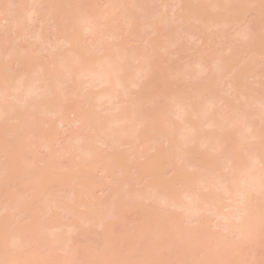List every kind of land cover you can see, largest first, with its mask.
Masks as SVG:
<instances>
[{
	"label": "bare ground",
	"instance_id": "6f19581e",
	"mask_svg": "<svg viewBox=\"0 0 264 264\" xmlns=\"http://www.w3.org/2000/svg\"><path fill=\"white\" fill-rule=\"evenodd\" d=\"M3 1L4 0H1L2 5L0 3V30H2L3 25L11 24L13 32L16 34V42L18 41V39L25 38L27 35H30L31 39H33V43H35V45H33L32 43L31 47L28 48H20L17 45H12L9 49L6 48L5 52V49L3 50V42L5 41L2 34L3 31H0V37H2V40L0 39V43L2 44H0L2 46H0V57L7 58V60L9 61L7 66L10 63L11 65L15 64L17 61L18 64H27V69L30 64L33 67V70L31 69L30 72L27 70L26 71L28 73L23 71V73L21 72V74L17 77H14L13 74L9 75L12 71L10 67L11 65L7 67L9 74H7V70L1 72L0 69V121L10 120L19 123L17 125V128L13 127L8 129L11 137L14 135L12 138L16 144L18 143V147L20 141L17 140V138L20 136V134L18 133H23V135L25 134L23 136L24 140H22L24 153L19 154L17 160H25L28 156L32 158L36 157L37 159L38 155L36 154L39 153L38 151L41 149L50 152L53 145L56 144V142H53L50 137V130L53 127L52 123L53 121H57V123L61 126L67 124L63 117V113L67 111L70 115L74 116V123H79L81 125L83 124L84 127L86 125L88 132L91 133L89 136L82 135L76 137L75 139H73V142L66 147V149L64 148L63 151L61 150L62 152L60 151L64 154H60L59 156L61 157H65V155L67 157L68 155L69 158V155H71L70 158L72 162H74V160L72 159L73 156H77L79 154L77 157L75 156L74 159H78L75 162L77 163L75 164V167H80V172L75 174V176L73 174V176L66 174L63 175L59 180L56 179L51 181L53 183H56L58 187H64L67 185V183L69 184V182L72 184V178L74 179L73 184L76 182V180L79 181V183H75L74 187H76L77 184L79 188L76 189L80 190H77L76 195L72 193V196H70V199L73 202L75 201V204L77 202H81L77 201V199H84L83 195L81 194H84L86 198L89 197L86 196V192L87 194L89 193V191H87L89 188H87L86 186L87 177L85 175V172H93L96 170V168H99V171L101 172L106 171L105 166L102 164V161L105 160V157L103 159L101 155H99L101 154L98 149L99 146H104L106 144V141L110 142V144L113 145L121 144L124 142L130 145V156H134L136 154V146L150 143V151H155L157 150V144L163 141L164 144L172 147L174 144H176V146L182 150L181 153L183 155L180 153L177 154L181 162L183 161V159H185L187 162V160H191V158H196L198 160H200L199 158H202V160L201 162H196L197 160L193 161L192 159L193 162H196V164H194L200 170L199 171L197 168H194V165H191L190 169H195L193 171L194 175L193 172H189V174L188 171H185L184 169H181L182 171H184L182 172L178 167H174L172 163H169L168 168L171 170V172L176 173L178 170V172L176 173L177 176L179 173L180 175L185 173L184 176L175 178L176 180L178 179V182L175 180L176 182L174 184H177L178 186L180 185V187L175 190L176 192L174 191V185H169L170 187L166 186L165 188L167 189H165L164 184L162 185L158 183L156 185L154 184V186L152 185L149 187L150 192L147 191L144 195L143 193L141 195L139 194L141 198L138 200L141 201L144 199V202L148 201V204L151 208H153V206L155 208L158 205L153 210H156L160 205H163L164 207H168V209L173 210L172 214L175 213L174 215L176 216L178 214L175 222L173 221L175 227L171 224L172 218L168 217V221L170 220L169 226L172 227H165L166 229L164 228L158 231H154V235L159 238V241L168 240L170 247L173 246L174 248H176L177 243L175 245H172L174 243L173 240H176V242H178V240H185L187 237L182 231L183 229L180 230L181 226L183 227V224H185L184 227H186V224L187 226H189L194 222H199V227L195 229L197 231L194 230V232L197 233L199 238H201V245L204 247L207 246V244L202 243V241L204 238L209 236L208 234L211 233L212 235L210 236V238L208 237L206 240L211 244L213 242V245L215 244L213 248L219 250H224L230 247L232 244V240L230 237L226 238L225 236L224 240L222 238H217L218 235L211 232V230L210 232L208 231L211 226L213 227V229L221 228L220 230L224 232V234H233V236H235L234 238L237 237V239L240 240L239 244H243L250 239H253L254 236L256 237V235H258L259 233H262L261 228L264 231V212L262 210L264 209V204L260 203L259 200L261 198L262 201V198L264 197L262 195V192L264 193V130H262L264 129V89L261 88L263 86L262 76H264V74L261 75L263 71L255 72L256 66L253 63L257 61L259 56H264V52L260 49L257 50L258 46H255L256 44L259 45L258 40L254 42V47L255 50H257L259 53L255 50H251L248 52V55L247 53L244 55H239V58L237 56V58L234 60L235 63L238 62L240 65L242 64V66H239L237 64L235 65L234 62L230 63L229 59L226 60V58H220L218 60H215L216 62H212L213 64H211V66L212 68L214 67V70L212 69L214 73L210 71V76L205 75L207 77H205L206 79L204 77H201L199 80V77L202 75L199 76L198 74H203V72L205 74L206 71L204 68L206 67H203L205 62H201V55H198L197 59H200L196 60L197 62H195L194 66H198L197 68L200 71L193 67V71H196L193 72L191 69V71H189L191 73L188 72V74H185V78H192L190 77V75L195 77L198 76V78H192H195V81L198 79V83L194 81L197 85L194 83L192 84L193 86L188 93L189 96L183 95L182 97L181 93H176L175 96L173 95L174 99L171 98L174 101L172 104L173 106L169 105V107L166 104L167 107H165L163 105L165 108L164 112L163 110L158 109V112H161L158 114V112L156 113L157 110L154 109L155 107H151L154 109H152L153 112L157 114L154 120L152 114H155L151 110V116H147V113L151 112L147 111V113H145L143 112V110L142 112L141 110L138 111V109L135 110L136 107L134 106H136L137 103H135L134 101H130V104H128L127 102L128 105L126 106V108H122L123 111H121L120 109V113L112 109H115V107H112L111 109L109 108L110 112L114 111L116 113L114 114V116H112L113 113H109V115L104 116L102 115L101 111H98L100 112V114L98 112H95L98 110L96 109V107L103 108L104 104H110L111 106V104L114 103L118 98L119 95L117 94L121 93L122 96H125L126 98L130 96L129 91L131 88H138L141 86L138 81L136 82V80L132 78V76H130L129 73L132 72V69L134 68L133 71H136H134L136 75H141L142 77H148V73L150 70L149 64H146V66L142 65V56L136 53L135 50L130 49L126 51L129 53H126L124 52V48L122 50L120 49L121 45H119L120 43H118V35L116 34V32L111 30L108 33L107 30L105 31L101 29L104 25V27H106L107 23L111 24L114 23V21L119 20V15L121 16L128 11L130 12V7L132 6L128 2L126 3L125 0H101L105 4H103L105 9L101 13H91L95 4L94 1L89 3L91 12H84V10L81 11V8H79V10L77 9V11L75 12L67 13L68 11H70L68 7H70L71 4L68 0L60 1L61 3L59 1H54V3L52 1L48 2V0ZM163 1V6L165 7L167 4V0ZM163 1L161 0V2ZM173 1L172 2L175 5H173L174 7L172 8H175V10L181 7L180 4H184L183 0ZM227 1L228 0H211V4H208V11L211 14L212 12L218 13L217 11H219V13H224L223 11L231 7L229 9L230 12L225 11L226 15L227 12L228 14L231 13V10H233V6H230L228 3L229 1ZM136 2L137 0L135 2L131 0V4L133 3V5H135L134 3ZM43 5H46L45 7L48 12L44 15L41 14V10L39 9ZM141 5L143 6L142 3ZM141 5L138 4L136 8H139V6ZM120 9L123 10L120 11ZM196 9L197 10L195 13L198 16L199 14H197V12L199 8ZM137 10H140V8ZM144 10L145 17L142 21V19H140V16L142 15L143 17ZM146 10L147 9L143 6V12L140 10L141 15L140 12L137 11L139 12L140 23L141 25L143 24L141 28L143 29V27L146 26L147 30H149L148 35L150 33L157 34L159 28H161L159 33L163 30H166L169 23V21L165 19L167 17L159 14L153 15L152 12L149 13L146 12ZM178 10L177 13L180 12V10ZM193 10H195V8ZM200 10L202 11L201 8ZM174 15L175 17L177 15L179 16V14L176 13ZM178 16L176 18H178ZM180 16L178 19L181 18ZM197 16H195V18ZM39 17L42 18L44 24H51L54 30H56V36H58L57 41H61L65 44L66 47L69 46L67 49L70 48L68 54L63 52L64 54L61 53L60 55H52L50 57V64L55 65V68L53 70H48L44 63H39V61L36 60L37 58L33 56V51H31V48H34L37 44H48L41 29H39L36 34H31L30 32L25 33L23 29L24 23L32 24L36 22ZM205 17L206 18H202L207 19V16ZM145 18H148L147 21ZM198 18L199 17H197L196 19ZM126 19L128 20L127 24L136 26L135 18H124V20ZM224 19L225 18H223V20ZM230 19H226L225 22L228 21L227 24L231 23L229 22ZM198 20L199 22H201L200 18ZM223 20L221 21L224 22ZM210 22L216 23L217 26L222 24L219 23V20V24H217V21H213L212 19L208 23ZM211 23L209 27L215 26L214 23V25ZM141 28L139 30L141 33L140 36H143V30ZM101 30L105 31L102 33H105V36L109 34L108 39L102 40V38H104V35H101L102 38L100 37L99 42L92 41L89 43L90 48L85 49L84 46H79L81 47V49H79L77 47V39H75L78 38L77 36L82 35V38L84 39V37L95 36L99 31L101 33ZM106 32L108 34H106ZM246 34L248 35V33H244L243 36H245ZM52 47L54 49H57L56 45ZM260 51L263 53H261ZM95 52L101 53L103 54V56L98 58L97 54L96 56L94 55ZM255 52L259 55L257 56ZM251 53L253 54L251 56L252 58L249 56L251 55ZM246 58L249 59L245 61ZM13 61L15 62L13 63ZM200 63L202 65H200ZM132 64L133 66L136 64L137 65L136 67H133ZM138 64L139 67L137 68ZM227 64L231 66L229 70L233 68L234 69L229 72V70H227L229 65ZM245 64L247 65V68ZM141 66H143V68H141ZM244 67L248 70H246ZM236 69L237 73L235 74ZM238 69H240V71L242 70V72L239 73ZM249 70L251 72L253 70L254 74H252V76ZM241 75H243V77H241ZM246 75L249 76L246 77ZM244 76L245 79H243ZM246 78H249V80L252 81V85H254V87L247 84V82L245 81ZM136 79L138 78L136 77ZM220 83H223V85H220ZM259 85L261 86L260 89ZM85 88L88 90L91 89V91L87 96H85V94L82 96L79 90H83ZM94 89H98L100 91L94 93L92 91ZM217 89L223 94L219 93ZM230 93H233V95H229ZM236 96H239V98ZM52 101L54 102L53 104H51ZM48 102L49 105L51 104L50 108L49 105H47ZM80 103L87 106L86 111L80 110ZM131 104L133 105V107L130 106ZM40 111L42 113L43 111L46 113L44 115L45 117L42 118L43 121H41V119L38 120L37 118H41L39 115H37L38 113H41ZM48 115L50 116L46 118V116ZM167 115H169L170 120ZM148 117H151L154 122ZM172 118H175L173 119L174 123ZM257 118H259L258 120L262 122L260 126ZM44 119H46L45 122ZM250 119L252 120L250 121ZM146 120H150L151 122H148ZM253 120L257 121L258 125L255 123V125H252ZM152 122L153 125L151 124ZM22 129L25 132H23ZM196 140H199L198 144L197 142H195ZM177 144L181 145L182 148ZM190 144L195 149L190 147ZM194 145H196L197 147L199 146V148ZM185 148H187L186 151ZM208 148H210L211 150ZM192 149L196 154L191 151ZM72 152L77 153H73L72 156ZM209 153L213 154L209 155ZM192 154L194 156H199V158L194 156L192 157ZM216 154L219 156L218 158L215 157ZM181 156L182 159L180 158ZM249 156L251 162L247 163L246 158ZM39 162H43V160L41 159ZM186 162L183 161L182 164H186V166L188 164V166L190 167L189 164L191 163V161L190 163L189 161L187 163ZM31 163L33 164V161H31ZM258 166L262 167V169L258 170ZM196 170L200 173L196 172ZM9 175V167H7V165L0 166V178L4 179L6 177L4 181L0 182V191H3V184H5V181L8 179L7 177ZM65 178L67 179L65 180ZM231 183L233 184V186H230ZM224 184H227L228 186ZM124 186H128L127 182L124 183ZM49 195L50 194L46 192L41 199H34L33 202L34 206L43 209L42 211H44L43 213L45 215H48L53 211L60 210L68 217H73V219L75 218L80 220L82 225L93 223L96 224L99 228H103L108 215H112V210L109 209V211H107V209L106 217L102 219H94L90 215V213H79L73 211L68 206H64L60 202V200H57V198L53 196L49 197ZM136 196L138 195L136 194ZM136 196L132 195L130 192H128V194L126 193V198L129 202L131 200L132 202H135L136 205H139L141 202L137 201ZM1 197L2 196L0 195V198ZM242 197L243 203H240ZM15 198L16 197L14 195H9L7 197V208H11L15 205L18 206V202H15ZM247 199H249L250 202ZM253 199V203L255 205L251 203ZM255 199H257L259 202H255ZM223 201H225L226 203H224ZM84 202L85 200L82 201L79 208H87L88 204ZM248 205H250L251 208ZM252 205L254 206L252 207ZM259 205L260 207H258ZM19 206H21L22 210H26L28 208V206L23 204ZM89 207L93 208L95 207V205ZM223 209H227V211L229 209L231 211H228V213L226 211L224 213L222 211ZM200 211L203 212V215H208V217H206L204 221H201V219L199 221V218H197V220L195 218L197 216L196 213ZM243 212L244 214H242ZM210 214H212L213 216ZM207 219L209 220V222H207ZM210 219L212 220L210 221ZM231 219H234V221L236 220L235 225L240 224V226H237V230L236 227L232 225L234 223H232L233 221H231ZM63 226L60 224L59 226H55L54 228L60 229ZM71 227L72 226H70L69 228ZM44 228L45 227H41L38 228L39 230L36 229V231L33 230V232L29 231L25 233L26 236L28 234L29 238L32 237V241L30 240L29 242L28 240H26V242L21 240L24 236V233H20V231L17 233L19 234V236L17 235V237L9 239L8 246L10 247L11 251L22 250L23 247L26 248L29 245L34 248V252L29 254L30 257L29 255L26 257L28 259H18V257L15 255H4L3 251L0 249V264H72V261H70V259L67 260L62 257L60 260H58L57 256L50 261L45 260L50 254H58L59 252L62 254L67 253L68 245L65 244V240L60 234H46L45 236L47 237L45 239V237H43V234H45L49 228ZM174 228L176 231H168V229L174 230ZM222 229H224L225 231H223ZM202 230L204 232L203 236L201 234ZM70 232L74 233L75 231L73 229ZM166 233L168 235H171L172 239L170 236L167 237L168 235H166ZM171 233L174 234L172 235ZM213 234L215 236H213ZM179 235L180 237H178ZM215 237L216 239L213 241ZM33 238L35 239L34 241ZM226 239L227 241H225ZM215 241L216 243H214ZM1 245L5 246V244L3 243ZM216 245L218 248L216 247ZM105 246L103 245L102 248L104 247L103 249H107V246L106 248ZM86 262L87 260L85 261V259L79 260L77 263L75 261L76 264H90V262Z\"/></svg>",
	"mask_w": 264,
	"mask_h": 264
},
{
	"label": "rangeland",
	"instance_id": "374dc122",
	"mask_svg": "<svg viewBox=\"0 0 264 264\" xmlns=\"http://www.w3.org/2000/svg\"><path fill=\"white\" fill-rule=\"evenodd\" d=\"M50 1L54 3V1L60 2L64 0H48V2ZM68 1H70L71 4H70V7H68L70 11H68L67 13L75 12L77 11V9L79 10V8H81L80 9L81 11L84 10V12H91L89 3H91L92 1H94L95 4L93 6V11L91 13L93 12L101 13L105 9L104 8L105 4L101 0H79V1L78 0H68ZM125 1L126 3L128 2L132 6L130 7L131 8L130 12L129 11L127 12L126 10L127 13H124L121 16L120 15L118 16L119 20H116V21L113 20L114 23H111V24L107 23L106 27H104L105 26L104 25L102 26L101 29L105 31L107 30L108 33L111 30L116 32V34L118 35V43H120L119 45H121L120 49L122 50L124 48L125 49L124 52L130 49L135 50L136 53L142 56V65L146 66V64L147 65L149 64L150 70L148 73V77H142L141 75H136V73H134L135 70L133 71L134 69L133 68L132 72H130L129 74L130 76H132V78L136 80V82L138 81L141 84V86L138 88H131L129 91L130 92L129 97L125 98V96H122L121 93L117 94L119 96L116 99V101L112 103L113 105L111 104V106L110 104H104V107L102 105L103 108L96 107V109L98 110L97 111L94 110V111L95 112L101 111L102 115L104 116L109 115V113H113L112 116H114L116 112L120 113L121 111H123L122 108H126V106L131 103L130 101H134L135 103H137L136 106H134L136 107L135 110L138 109V111L141 110V112L142 110L145 113H147V111L153 112L154 109L157 110V111L155 110L156 113L158 112V109L163 110L164 112L165 111L164 106L167 107L166 104L168 106L173 104L174 101L171 99V98L174 99L173 95L175 96L176 93H181L182 97L183 95L186 96L190 92V89L193 86L192 84L193 83L196 84L195 82L198 83V79L195 81V78L196 77L198 78V76L195 77V76L190 75V77L192 78L195 77L194 79L185 78V74H188V72L191 71L193 67L199 70L197 68L198 66H194L195 62H197L196 60L200 59V58L197 59L198 55H201L202 59L200 61L205 62L203 67L205 66L207 68V70L206 68H204L206 71L205 74L204 72L203 74L202 73L198 74L199 76L202 75L199 77V80H200L201 77L205 78L207 75L210 76V73H211L210 71H212V69L214 70V67L212 68L211 66V64H213L212 62L220 58L221 59L226 58V60L228 59L230 60L229 61L230 63H233V62L235 63L234 60L237 58V56L239 58V55H244L246 53L248 55L249 51L255 50L254 42L257 40L259 41L258 43L259 45L255 43L256 44L255 46H258L257 50L260 49L264 52V0H228L229 2L228 1L227 2L229 3V5L233 6V10H231V13H229L230 15L228 14V12H230L229 10L231 8L230 6H229L230 8L225 10V11H228L227 15L225 11H223L224 13H219V11H217L218 13L212 12L211 14L208 11V7H209L208 4H211L210 2L211 0L209 1L207 0H201V1L183 0L184 4H180L181 6L179 7L180 9L177 7L180 10V12L178 13H177L178 9L175 10V8L174 9L172 8L174 7L173 5H175L173 4L174 2L173 0H167V4L165 3L166 4L165 7L163 6L164 5L163 0H162L163 2H161V0L160 1L158 0H139L140 2L137 0V2L139 3L136 2L134 3L135 5H133V3L131 4V0H125ZM133 1L135 2L136 0H133ZM0 3H1V0H0ZM141 3L147 9L146 12H149V13L152 12L153 15L159 14V15H163L167 17L165 19L168 20L169 23H168V27L166 28V30H163L162 32L159 33L161 29L159 28V31L157 32V34L150 33L148 35L149 30H147L146 26H144L143 29L141 28L143 24L141 25L140 19H142L143 21L145 17V10L143 13V17L141 15V11L143 12V6L141 5ZM138 4L142 6V7L139 6L141 11L137 10L139 9L138 7L136 8ZM45 6L46 5H43L39 8L41 10V14L43 15L48 13ZM194 8L195 10H193ZM196 8H199L198 12H201V13L197 12V14H199L198 16L195 13L197 10ZM200 8L202 9V11L200 10ZM122 10L123 9H120V11ZM137 11L140 12L141 18L139 17V12ZM175 13L179 14V16L181 15L180 16L181 18L178 19L179 18L178 15H177L178 18H176L177 16L175 17L174 15ZM204 15L207 16V19H203V18H206ZM195 16L199 17L202 23L199 22L198 20L199 18L196 19L197 17L195 18ZM230 16H231V19L233 18L232 19L233 21L230 19ZM128 17H133V19L135 18L136 26H131L127 24L128 20L127 19L124 20V18H128ZM222 17L225 19L223 20ZM211 19L213 21L214 20L217 21V24L219 23H222V24L217 26L216 23L210 22L211 24L214 23L215 26L209 27L210 23L208 22ZM217 19L219 20V23ZM226 19H230L229 22L231 23L227 24L228 21L225 22ZM221 20H223L225 23L222 22ZM140 28L143 30V31L141 30L143 33V36H140L141 34L139 31ZM23 29L25 33L30 32L31 34H36L37 31H39V29H41V31L43 32L44 37L46 41L48 42V44L46 43H44L43 45L37 44L34 48H31V51H33V56L37 58L36 60L39 61V63H44L48 70H53L55 68V65L50 64V59H51L50 57L52 55L57 56L58 54L60 55L63 52L68 54L70 48L69 49L67 48L69 46L66 47L64 43H62L61 41H57L58 36H56V30H54L51 24H44L41 17H39L36 20V22L32 24L24 23ZM0 31H3L2 34L5 40L3 42L4 43L3 50L5 49V52H6V48L9 49L12 45H15V46L17 45L20 48H28V47H31V44L33 43V39H31L30 35H27L25 38H20L16 42L15 40L16 34L13 32L11 24L3 25L2 30ZM105 31H102L101 33L99 31L95 36H90V37L83 36L85 40L82 38V35L77 36L78 38H75L77 39L76 41L77 47L79 49H81V47L79 46H84L85 49L90 48L89 43L92 41L99 42L101 35L103 36L105 34V33L104 34L102 33ZM107 32L106 34H108ZM244 33H248V35L246 34L245 36H243ZM108 35L107 36L104 35V38L101 37L102 40L108 39ZM1 38L2 37H0V39ZM33 45H35V43H33ZM55 45L57 46V49H54L52 47ZM126 53H129V52H126ZM96 54L98 58L103 56V54L98 53V52L94 53L95 56ZM252 55L253 54L251 53V55L249 56L251 57ZM256 55L258 56L259 54L256 53ZM248 59L246 58L245 61ZM253 60H254V57H253ZM8 62L9 61L7 60V58L0 57L1 72H4L7 70V74H9L7 67H9L11 63L7 66ZM14 62L15 61H13V63ZM256 62H253L256 66V68L254 67L256 69L255 72L263 71V73L261 74L263 75L264 74V56L263 57L259 56ZM236 64L239 66H242V64L240 65L238 62L235 63V65ZM136 65L134 66L136 67ZM200 65L202 64L200 63ZM143 66H141V68H143ZM10 67L12 71H11V74L9 75L13 74L14 77L19 76L21 72L23 73V71L28 73L27 71L30 72L31 69L33 70V67L31 66V64L30 66H28V69H27L26 68L27 64L26 65H22V63L18 64L17 61L15 64H12ZM138 67H139V64L137 68ZM230 67L231 66L229 65L227 70H229ZM246 68H247V65H246ZM231 70H229V72ZM238 70H239V73L242 72V70L241 71L240 69ZM253 70L252 72L249 70L251 72V76L252 74H254ZM235 71H236L235 72L236 74L237 69ZM196 73H199V72H196ZM247 76L249 75H246V77ZM136 77L138 79H136ZM241 77H243V75H241ZM262 78H263L262 79L263 86L261 87L259 85V89L260 87L264 89V76H262ZM243 79H245V76ZM245 81L247 82L248 85L254 87V85H252V81L249 80V78L248 79L246 78ZM220 85H223V83H220ZM90 91L91 89L88 90L86 88L83 90L82 89L79 90L82 96L84 94L85 96H87ZM92 91L95 93L100 90L94 89ZM219 93H221V91ZM229 95H233V93H230ZM190 96H191V93H190ZM236 97L239 98V96H236ZM236 99H235V102H236ZM49 102L47 103V105H49ZM53 103L54 102L52 101L51 104ZM51 104L49 105V108ZM79 106L81 108L80 109L81 111L87 110V106L83 105L82 103H80ZM130 106L133 107L132 104ZM162 106L164 109L162 108ZM112 107H115V109ZM116 107H117V110H116ZM151 107L153 108L155 107V108L153 109ZM109 108L110 109L112 108L116 112L114 111L110 112ZM152 112L147 113V116H151L150 114H152ZM43 113L41 112L37 114L41 117V118L37 117L38 120L41 119V121H43L42 118H44L45 117L44 115L46 114L44 111ZM98 113L100 114V112ZM153 113L155 114V112ZM159 113L161 112L159 111L158 114ZM63 114L62 115L64 117V120L67 122V124H65L64 126H61L57 123V121H53L52 123L53 127L50 130V137L53 140V142H56V144L53 145L52 150L50 152L42 150V149L39 150L38 151L39 153L36 154L38 155L37 159L39 160H37L36 157L32 158L30 156H28L25 160H17L18 155L21 153H24V148L22 146V140H24L23 136L25 134L23 135V133H18L20 134V136L17 138V140H20L19 147H18L17 146L18 143L16 144L15 141H13L12 137L14 135L12 134L13 136L11 137V135L8 132V129L13 128V127L17 128V125L19 123L10 121V120L6 121L4 119H3L4 121H0V166L7 165V167H9V170H10V175L7 177L8 179L5 181V184H3V189H2L3 191H0V195L2 196L0 198V249L3 251L4 255H15L18 257V259H24V258L25 260L28 259L26 257L29 254L34 252V248L29 245L26 248L23 247L22 250H18V251L14 250L15 252L13 250L11 251L10 247L8 246L9 239L13 237H17V235L19 236V234L17 233L20 231V233L21 232L24 233V236L23 238L21 237L22 238L21 240L25 242L26 240H28L29 242L32 237L29 238L28 234L26 236L25 233L29 231L33 232V230L36 231V229L39 230L38 228H41V227H45L44 229H46L47 227V229L48 228L49 229L48 231H46L45 234H43V237H45L46 239L47 237L45 236L46 234L48 235L52 233L60 234L65 240V244L68 245V251L67 253H63V254L60 252L58 254L56 253L50 254L45 259L46 261H50L54 257L57 256L58 260H60L62 257L67 260L70 259V261H72V264L73 263L76 264L79 260H82V259H85V261L87 260V262H90V264H146V262H152V264H264V231L262 228H261L262 233H259L258 235H256V237L254 236L253 239H250L249 241L243 244H239L240 240H238L237 237L234 238L235 236H233V234H231L232 236L230 234L228 235L227 233L224 234V232L220 230L221 228L213 229V227L211 226V228H209L208 231L210 232L211 230V232L218 235L219 237L217 236V238H222L223 240L225 237L231 238L232 240L231 246L230 247L227 246L228 248L224 250L215 249L213 248L215 246V244L213 245V242L212 244L210 242H207L206 239L208 237L210 238V236L212 235L211 233L208 234L209 236L204 238L202 241V243L204 244L206 243L207 246L204 247L201 245V242H200L201 238H199L197 233L194 232V230L199 227V222L198 223L194 222L193 224H190L189 226H187L186 224V227H184L185 224H183V227L181 226L180 230L183 229L182 231L185 233L187 237L185 240H178V242H176V240L175 241L173 240L174 243L172 245H175L177 243L176 248H174L172 245H171L172 247H170L168 240L159 241V238L154 235L155 233L154 231L164 229L165 227L166 228L172 227L174 225L175 219L178 216V214L177 216L174 215L175 213L172 214L173 210L168 209V207H164L163 205H160L156 210H153L158 205L155 208L154 206L153 208H151L148 204V201L144 202L143 201L144 199L141 201L138 200L141 198L139 194L141 195L143 193L144 195L147 191H149L150 186L152 185L154 186V184L156 185L158 183L162 185L164 184V188L169 185H174L175 186L174 191L177 190L180 187V185L178 186L177 184H174L176 181L178 182V179L176 180L175 178L180 177V176L182 177L184 176L185 173L181 175L179 173L177 176L176 173L178 172V170L176 173L171 172V170L168 168L169 163H172L174 167H178L180 170L184 169L185 171L187 170L188 173L189 172L192 173L195 169H190L191 165H194L195 166L194 168H197L195 165L196 162H199V161L201 162L202 160V158H199V156H196V155L194 156L192 154V157L193 156L198 157L200 160L196 158L193 159L190 156L191 160H187V162L189 161L190 163L191 161L192 163L194 160H197V161L193 162L192 164L190 163L189 164L190 167L188 166V164L187 166L186 164L183 165L182 162L183 161L186 162V160L183 159L182 162L179 160L177 154L178 153L182 154L181 153L182 150L179 149L176 146V144H174L172 147V146L164 144L162 141V142H159V144H157L158 145L157 150L155 151L154 150L150 151V147H151L150 143L143 144L141 146H136L135 148L136 154L134 156H130V152H129L130 145H128L127 143L123 142L121 144L113 145V144H110V142L106 141V144L104 146H99L98 148L101 153L99 155H101L103 159L105 157V160L102 161V164L105 166L106 171L101 172L99 171V168H96V170L93 172H88V171L85 172V175L87 177L86 186L87 188H89L87 190L89 191V193L87 194L86 192V196H89V197L86 198L84 194H81L83 195L84 199L83 200L82 198L80 199L79 198L80 196H79L78 197L79 199H77V201H81V202L80 203L77 202L75 204V201L73 202L70 199L71 198L70 196H72V193L76 195L77 190H80V189H76V188H79L77 184H76V187H74L75 183H79V181L76 180V182L73 184L74 179L72 178V181H71L72 184L69 182V184L67 183V185L64 187H58L56 183H53L51 181L56 180V179L59 180L63 175H66V174L68 175L73 174L75 176V174L80 172L79 171L80 167L79 168L75 167V164H77L75 162L78 159L77 158L74 159L76 155L73 156V153H77V152H72V156H73L72 159L74 160V162L71 161V158H70L71 155H69V158H68V155L67 157L66 155L65 157H61L59 155L60 154L64 155L61 152L63 151L64 148L66 149V147L73 142V139H75L76 137L82 136V135L89 136L91 133L88 132L86 125L84 127L83 124L81 125L79 123H74V116L70 115L69 112L66 111ZM156 115L157 114L155 115L152 114V116L154 117L153 120L155 119ZM49 116L50 115L46 116V118ZM167 117H169V115H167ZM148 118L151 119V117H148ZM173 119L175 118H172V120ZM252 119H250V121ZM258 119L259 118H257V120ZM45 120L46 119H44V122ZM169 120H170V117H169ZM254 120L252 121L253 122L252 125H255V124L258 125L257 121H254ZM146 121L149 122L150 120H146ZM153 122L151 123L152 125H153ZM258 122L260 126L262 122H260L259 120ZM173 123H174V120H173ZM22 131L25 132L23 129ZM195 142H197L198 144L199 140L198 141L196 140ZM178 146L181 147V145H178ZM189 146L192 147L191 144ZM192 148L195 149L194 147ZM197 148H199V146ZM186 149L187 148H185V151ZM193 149L191 150L192 152H193ZM193 153H195V151ZM210 154H213V153H209V155ZM250 156L246 158L247 163L251 162ZM215 157L218 158L219 156L216 154ZM107 158H110V159H107ZM180 158L182 159V156ZM41 159L43 160V162H39ZM31 161H33V164L31 163ZM197 169L199 170V168ZM257 169L258 170L262 169V167L258 166ZM199 171L196 170V172H199ZM193 175H194V172H193ZM5 178L4 179L0 178V182L4 181ZM66 179L67 178H65V180ZM125 182H127V185H128L127 187L124 186ZM224 185H227V184H224ZM231 185L233 186L232 183L230 184V186ZM152 188H151V191H152ZM45 191L48 192V194H50L49 197L53 196L57 198V200H60V202L64 206H68L71 210L79 212V213H86V212L90 213V215L94 219H102L106 217L107 209H108L107 211H109V209L112 210V215L111 214L110 216L108 215L103 228H99L97 227L96 224H93V223L82 225L80 220L75 219V218L73 219V217L70 218L60 210L53 211L49 213L48 215H45L43 213L44 211H42L43 209L38 208L34 206L33 204L34 199H41L44 193H46ZM128 192H130L134 196H136L137 194L138 195L136 196L137 201H140L141 203L139 205H136V203L132 202L131 200L129 202L128 199L126 198V193L128 194ZM9 195H14L16 197L15 202L16 203L18 202L17 203L18 206L15 205V206H12L11 208L6 207L7 197ZM262 195L264 196L263 192H262ZM263 199L264 197L262 198V201H261V198L259 199L260 203L262 204H264ZM84 200L88 204L86 208L88 210L79 208L80 204ZM247 200L250 202L249 199ZM256 201L258 200L255 199V202ZM223 202L226 203L225 201ZM253 202H254V199L251 203L254 204ZM99 203H102V204H99ZM22 204L28 206V208L26 210H22L21 206H19ZM93 205H95V207L93 208L89 207ZM254 205H252V207ZM248 206L251 208L250 205ZM258 207H260V205ZM262 210L264 212V209ZM222 211L225 213L227 209H223ZM228 211H231V210L228 209ZM200 212H198L199 214L196 213L197 216L195 215L196 216L195 218L196 220L197 218H199V221L200 219L201 221H204L205 218L208 217V215L207 216L203 215V212H201L200 214ZM242 214H244V212ZM168 217L172 218L171 220L172 226H169L170 220L168 221L169 219ZM211 220L212 219H210V221ZM231 221H233L232 223L234 224L232 225L236 227V230H237L238 228L237 226H240V224L235 225L236 220L234 221V219L233 220L231 219ZM207 222H209V220ZM60 224L64 226L61 227L60 229L54 228L55 226H59ZM70 226L72 227L69 228ZM73 229L75 232L74 233L70 232ZM222 230L225 231L224 229ZM168 231L174 232L176 230L174 228V230L168 229ZM167 233L166 235H168ZM203 233L204 232L202 230V233H201L202 236H203ZM171 234L173 235L174 233H171ZM169 236L171 237V235H168L167 237ZM213 236L215 235L213 234ZM178 237H180V235ZM215 239L216 237L213 239V241ZM34 240L35 239L33 238V241ZM225 241H227V239ZM2 243L5 244V246H2L1 245ZM214 243H216V241ZM103 245L104 246L106 245L107 249H103L104 248V247L102 248Z\"/></svg>",
	"mask_w": 264,
	"mask_h": 264
},
{
	"label": "snow or ice",
	"instance_id": "6c2138e0",
	"mask_svg": "<svg viewBox=\"0 0 264 264\" xmlns=\"http://www.w3.org/2000/svg\"><path fill=\"white\" fill-rule=\"evenodd\" d=\"M240 203H243V197L241 198ZM146 264H152V262H146Z\"/></svg>",
	"mask_w": 264,
	"mask_h": 264
}]
</instances>
